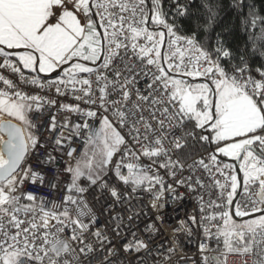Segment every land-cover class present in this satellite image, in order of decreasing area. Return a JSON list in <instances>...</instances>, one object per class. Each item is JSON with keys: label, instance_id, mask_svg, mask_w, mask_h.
I'll return each instance as SVG.
<instances>
[{"label": "snow or ice", "instance_id": "6c2138e0", "mask_svg": "<svg viewBox=\"0 0 264 264\" xmlns=\"http://www.w3.org/2000/svg\"><path fill=\"white\" fill-rule=\"evenodd\" d=\"M232 7L242 50L213 39L217 0L195 18L180 0H0V264H117L119 252L179 264L178 244L153 237L169 203L193 197L172 234L197 256L179 259L264 264V15ZM32 113L48 115L41 134ZM53 151L59 199L26 188L45 186L31 161L54 164ZM94 188L110 198L104 220Z\"/></svg>", "mask_w": 264, "mask_h": 264}, {"label": "built area", "instance_id": "2783aa9c", "mask_svg": "<svg viewBox=\"0 0 264 264\" xmlns=\"http://www.w3.org/2000/svg\"><path fill=\"white\" fill-rule=\"evenodd\" d=\"M166 9L171 4L170 0H164ZM181 3V2H180ZM183 4V3H181ZM203 70V68L201 69ZM27 90V89H26ZM65 102H73V101H65ZM30 119L32 122L37 126L39 129L37 134L43 133V125L44 127L47 126L48 123V115L47 113L40 114V113H32L30 114ZM45 143H50L49 141H45ZM78 151L80 150L79 145ZM39 158H43L45 156V149L40 148L39 150ZM49 151H52L49 149ZM53 156L56 157V161L54 164L51 165H41L36 162V157L33 158L31 161L33 168H37L46 175L45 186L39 185H26L27 190L32 191L38 195H42L47 199H59L63 196V192H58L53 190L51 187L48 186L49 181L54 175L58 174V169L63 168V163L60 160V157L56 154V152H52ZM163 174V173H162ZM61 180L64 179L63 175L60 174L59 177ZM167 179V177H165ZM180 191H184V189H180ZM139 197H141V202L139 204H135L136 208H142L148 215L151 217L153 215L152 210L148 207L147 197L144 196V193H139ZM88 198L92 201L93 206L97 210V214L100 216L101 220H104V209L109 202V196L107 192L101 191L100 189H92L89 194ZM135 203V202H134ZM196 207L194 197L191 199L186 198L185 200L177 203L171 204L161 212V216L163 217V223L161 225V231L159 235L153 237V244L152 247L155 248L157 243H163L165 246H170L173 241L178 244L177 248V256L174 257L175 259L179 260V264H197L195 259H179L181 254L188 256V257H196L197 256V247L195 241L189 243L187 241V237L185 235L173 236L172 229L175 226L177 219H186V214L191 213ZM148 223L147 217H141V222L139 223V227L143 228L144 224ZM146 238V237H145ZM147 239V238H146ZM121 242H116V248L120 249ZM143 258L149 262V264H155V258L148 254H142ZM99 257H97L98 259ZM139 257L136 254L129 253L125 255L123 252H119L117 264L119 262H123V264H138ZM239 257L229 256L228 264H239ZM93 264H96V261H93Z\"/></svg>", "mask_w": 264, "mask_h": 264}, {"label": "trees", "instance_id": "16d2710c", "mask_svg": "<svg viewBox=\"0 0 264 264\" xmlns=\"http://www.w3.org/2000/svg\"><path fill=\"white\" fill-rule=\"evenodd\" d=\"M180 2L188 7L189 11L194 14L193 18L203 12V0H180ZM217 2L220 5L219 22L214 29L213 39H215L216 33H220L227 47H230L234 51L242 50L245 43H247V39L240 29V22L237 19V13L232 7L233 0H217ZM247 2L254 3L260 14L264 15V0H247ZM176 23L178 26H182L184 30L190 28L189 21L184 18H177ZM250 51L251 48L249 47V52ZM261 62L262 61L258 56L254 58L255 66L258 67ZM189 150L192 152L203 151V149H201L195 142L192 143Z\"/></svg>", "mask_w": 264, "mask_h": 264}, {"label": "water", "instance_id": "95a60500", "mask_svg": "<svg viewBox=\"0 0 264 264\" xmlns=\"http://www.w3.org/2000/svg\"><path fill=\"white\" fill-rule=\"evenodd\" d=\"M8 119H11V118H8ZM13 122H14V123H18V122H16L15 120H13Z\"/></svg>", "mask_w": 264, "mask_h": 264}, {"label": "rangeland", "instance_id": "374dc122", "mask_svg": "<svg viewBox=\"0 0 264 264\" xmlns=\"http://www.w3.org/2000/svg\"><path fill=\"white\" fill-rule=\"evenodd\" d=\"M7 119L9 118V117H6Z\"/></svg>", "mask_w": 264, "mask_h": 264}, {"label": "crops", "instance_id": "0c3cea01", "mask_svg": "<svg viewBox=\"0 0 264 264\" xmlns=\"http://www.w3.org/2000/svg\"><path fill=\"white\" fill-rule=\"evenodd\" d=\"M16 122H18V121H16Z\"/></svg>", "mask_w": 264, "mask_h": 264}]
</instances>
